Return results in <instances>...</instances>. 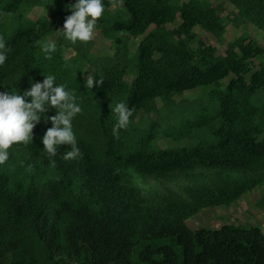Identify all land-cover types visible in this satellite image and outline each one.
Segmentation results:
<instances>
[{
    "label": "trees",
    "instance_id": "1",
    "mask_svg": "<svg viewBox=\"0 0 264 264\" xmlns=\"http://www.w3.org/2000/svg\"><path fill=\"white\" fill-rule=\"evenodd\" d=\"M73 2L0 0V90L22 93L54 73L82 105L80 157L63 158L68 144L44 150L49 107L0 164V264H264L261 227L188 224L264 185V46L243 32L220 51L195 30L225 43L229 21L264 29V0H104L95 28L113 41L109 54L58 35ZM37 5L50 15L31 17ZM45 39L57 44L51 59L36 43ZM121 101L132 116L116 137ZM162 135L185 143L163 146Z\"/></svg>",
    "mask_w": 264,
    "mask_h": 264
},
{
    "label": "clouds",
    "instance_id": "2",
    "mask_svg": "<svg viewBox=\"0 0 264 264\" xmlns=\"http://www.w3.org/2000/svg\"><path fill=\"white\" fill-rule=\"evenodd\" d=\"M66 8L71 9V14L64 19L58 35L72 43L90 41L98 18L104 14V0H74ZM36 43L49 59L57 50V44L52 39L37 40ZM5 48L6 41L0 36V65L8 58ZM44 76L42 82H31V87L22 93L0 90V164L9 159V148L14 143L28 144L32 141L33 129L49 107L54 108L56 113L47 117L52 121V126L41 137L44 150L55 155L58 145L68 144L71 148L63 154L64 159H74L82 155L73 130V119L82 111V105L67 84L54 83L57 80L54 73ZM93 83L94 77L88 76L86 86L93 88ZM98 83L102 85L103 78ZM112 111L117 114L112 132L118 137L121 129L129 127L132 109L121 101L115 104Z\"/></svg>",
    "mask_w": 264,
    "mask_h": 264
},
{
    "label": "rangeland",
    "instance_id": "3",
    "mask_svg": "<svg viewBox=\"0 0 264 264\" xmlns=\"http://www.w3.org/2000/svg\"><path fill=\"white\" fill-rule=\"evenodd\" d=\"M213 1L220 2L222 0ZM49 13L50 8H47L45 5H37L29 12V15L33 18H38L40 16H49ZM237 13V8H235L230 3H226L225 14L231 15L232 17ZM178 22L179 19L176 21V23ZM195 30L205 41L218 46L220 51L226 48L228 41L234 40L243 32H248L252 38L256 39L264 46V29L250 22H243L241 25H236L232 21H229L227 25V31L225 33V43H221L215 35L204 30L200 26H197ZM51 38L55 39V36L53 35ZM91 40L94 42L92 51L97 54H109L114 50L112 45L113 41L104 37L99 29L95 28L94 35ZM139 40L140 37L134 38L131 41L133 50H135ZM65 52L68 57L75 55V50L73 48H66ZM262 60H264V57ZM92 71V67L87 68L85 71V76H91ZM126 78L131 81L133 76L127 75ZM225 80L227 81L228 79ZM200 92L201 91L198 89L188 90L184 93V96H192L199 94ZM176 98L180 99V96H177ZM159 141L163 146H176L185 143L172 140L171 138L165 137L163 135L160 136ZM225 223L257 225L264 230V185L242 195L238 200L233 201L228 205L206 207L188 219V224L193 228L200 226L220 227Z\"/></svg>",
    "mask_w": 264,
    "mask_h": 264
}]
</instances>
